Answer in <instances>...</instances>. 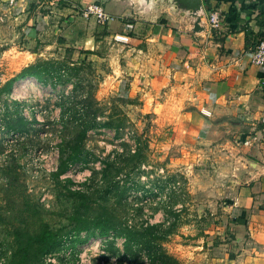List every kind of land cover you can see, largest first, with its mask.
<instances>
[{"label":"rangeland","instance_id":"374dc122","mask_svg":"<svg viewBox=\"0 0 264 264\" xmlns=\"http://www.w3.org/2000/svg\"><path fill=\"white\" fill-rule=\"evenodd\" d=\"M126 1L132 10L118 19L119 28L125 20L130 23V19L141 24L163 19L167 25L177 26L163 12L137 14L133 0ZM71 5L80 15L82 0H58L54 10ZM37 10L27 4L24 14L16 5L0 0V86L37 60H63L79 66L83 79L79 87L90 86L94 99L105 106L104 114L111 113L113 118L124 116L123 135L118 138L106 129L88 133L86 147L92 151L90 159L97 161L87 168L99 171L102 160H113L119 166L128 163L124 145L130 147V152L134 149L129 135H140L146 144L147 149L141 151L145 152L144 163L128 175L125 170L118 176L129 187L123 196L130 204L128 224L138 227L144 222L164 223L165 219L173 223L175 228L161 248L178 264H244L250 257L244 251L250 247L229 239V227L223 225V218L227 184L240 183L242 174L252 170L242 159L247 152H212L210 145L184 137L187 133L180 131L179 119L186 108H178L172 101L179 92L170 93L171 104L165 110L156 105L165 99L166 89L175 80L148 81L141 72L142 61L138 64L139 71L131 68L138 77L130 76L129 31L120 34L128 37L126 42L118 41L117 34L111 32L96 43L84 44L89 38L86 34L102 26L92 18L80 19L77 14L74 15L77 20L56 16L49 28L31 41L23 32L24 18L33 16ZM88 46L93 54L80 56L78 52ZM67 80L51 86L26 78L15 82L8 95L0 96V264L6 263L13 250V230L34 233L43 223L52 231H67L72 202L66 188L82 189L86 187L83 183L89 184L86 180L90 172L82 166L70 168L57 181L51 179L58 163L62 127L56 103L60 96H67L75 81ZM187 122L181 123L184 129ZM230 125L239 133L245 131L235 121ZM240 162L244 172L234 169ZM138 206L141 212L136 211ZM85 236L81 233L77 239L71 237L75 241L70 255L65 254L67 250L54 254V263H118L123 253L120 238L109 235L85 239ZM128 260L133 264L130 257Z\"/></svg>","mask_w":264,"mask_h":264},{"label":"crops","instance_id":"0c3cea01","mask_svg":"<svg viewBox=\"0 0 264 264\" xmlns=\"http://www.w3.org/2000/svg\"><path fill=\"white\" fill-rule=\"evenodd\" d=\"M7 1L16 5L18 11L27 13L26 0ZM201 1L203 8L219 13L221 24L215 31L206 28L197 36L187 32L185 25L171 27L163 19L158 23L149 20L142 24L139 20L130 19V23L125 20L119 28L118 19L132 10L126 0H82V9L97 3L114 18L107 24L105 36L111 32L116 36L130 32L127 35L130 36L132 78L139 74L131 68L135 71L144 68L148 72L144 69L141 72L150 82L152 78L162 83L170 78L175 80L166 89L165 99L156 105L165 110L171 104L168 101L172 100L170 93L179 92L180 95H174L172 101L176 107L186 108L179 116L181 120L178 117L180 131L187 133L184 137L210 145L212 152H247L242 159H246V164L254 163V166L250 172L242 174L240 183L232 181L235 184H227L223 225L229 227V239L233 243L249 245L250 249L244 252L250 257L244 264L247 261L249 264H264V64L256 67L249 63L250 38L258 33L264 34V0ZM74 9L75 6L71 5L61 10H46L42 15L36 9L37 13L24 18L23 32L27 39L34 41L38 34L49 28L56 16L68 20L77 14L80 19L89 20ZM101 29L96 27L92 35L86 34L89 38L84 44L96 43L105 37L101 35ZM88 49L89 46L81 50L92 52ZM141 61L142 67L139 68ZM199 111L208 113V116ZM186 121L184 129L181 123ZM232 121L245 131L239 133L233 128L234 131L230 127ZM246 140L249 144L243 146L242 142ZM243 168L241 162L234 167L240 172H244Z\"/></svg>","mask_w":264,"mask_h":264},{"label":"trees","instance_id":"16d2710c","mask_svg":"<svg viewBox=\"0 0 264 264\" xmlns=\"http://www.w3.org/2000/svg\"><path fill=\"white\" fill-rule=\"evenodd\" d=\"M204 9L210 11L209 8ZM38 14L42 15L39 12ZM106 26H102L101 35H105ZM250 41V50L253 51L259 41H264V34L258 33L250 38ZM78 53L80 56L93 54L91 51L82 50ZM80 70L79 66L63 60H37L21 68L0 86V96H6L15 82L26 78H31L41 85L51 86L62 83L63 79H66V82L67 79H75L67 96H60L56 103L58 123L62 127L58 144L60 152L58 163L51 174L54 181L74 166L88 169L89 163L97 161L90 159L92 151L86 147L89 132L97 133L98 129H106L118 138L124 131V116L113 118L111 113L104 114L105 106L94 99L90 86L86 89L85 86L79 87L83 80L79 76ZM128 139H131L134 145L133 152H130L129 146L124 145V148H127L128 163L119 166L113 160H102L99 162V171L88 169L90 175L86 181L89 184H82L86 186L85 188H66L72 202L71 213L67 218L68 230L52 231L43 223L38 225L34 233L22 229L13 230L11 233L13 250L5 264H50L45 262V257L62 250L72 251L75 240L71 237L77 239L81 233H85V239L105 238L109 235L120 238L123 253L117 264H129V257L133 264H178L161 248V244L175 228L173 223L165 219L164 223L144 222L138 227L128 224L130 204L123 196L129 187H126L118 176L125 170L128 175L129 171L141 166L145 161V152L141 151L147 149L140 135H129ZM136 211L141 212V206H138Z\"/></svg>","mask_w":264,"mask_h":264},{"label":"water","instance_id":"95a60500","mask_svg":"<svg viewBox=\"0 0 264 264\" xmlns=\"http://www.w3.org/2000/svg\"><path fill=\"white\" fill-rule=\"evenodd\" d=\"M137 14L148 16L163 12L179 26L185 25L190 34L197 36L206 30L205 10L201 0H133ZM253 169L254 163H248Z\"/></svg>","mask_w":264,"mask_h":264},{"label":"built area","instance_id":"2783aa9c","mask_svg":"<svg viewBox=\"0 0 264 264\" xmlns=\"http://www.w3.org/2000/svg\"><path fill=\"white\" fill-rule=\"evenodd\" d=\"M28 5L33 6L35 9H44L51 10L54 9L58 0H26ZM81 17L83 18H92L95 24L97 25H107L113 21V18L107 15L102 7L97 3H91L87 5L80 12ZM206 28L208 31H215L218 26L221 24V18L217 11L210 10L207 12L206 16ZM118 38V41L126 42L127 38L122 36H115ZM249 63L256 67H261L264 64V41H259L255 46L253 51L250 53ZM204 116H208V113L201 112ZM252 140H255L252 137ZM249 142L243 141L242 145L247 146ZM70 250H67L65 254H69ZM54 255H48L45 257V262L50 264L54 263Z\"/></svg>","mask_w":264,"mask_h":264}]
</instances>
